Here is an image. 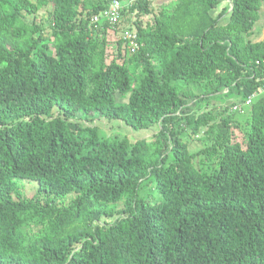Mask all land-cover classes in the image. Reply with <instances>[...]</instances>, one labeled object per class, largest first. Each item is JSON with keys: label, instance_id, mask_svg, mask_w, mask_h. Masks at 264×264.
I'll return each mask as SVG.
<instances>
[{"label": "trees", "instance_id": "obj_1", "mask_svg": "<svg viewBox=\"0 0 264 264\" xmlns=\"http://www.w3.org/2000/svg\"><path fill=\"white\" fill-rule=\"evenodd\" d=\"M113 1L0 0V264H264V95L241 137L226 108L195 113L260 91L263 0H134L112 24ZM46 5L50 31L26 19ZM126 12L135 43L107 62ZM96 118L157 131L104 138Z\"/></svg>", "mask_w": 264, "mask_h": 264}, {"label": "rangeland", "instance_id": "obj_2", "mask_svg": "<svg viewBox=\"0 0 264 264\" xmlns=\"http://www.w3.org/2000/svg\"><path fill=\"white\" fill-rule=\"evenodd\" d=\"M167 1L170 0H152V9L154 11H157L159 9V6L161 3H165ZM224 0L221 1V3ZM225 2V1H224ZM124 4H127V0H123ZM51 6L50 5H46L44 6L42 9L39 10V12L35 15L32 16H27V22H29V24L31 25L33 22L39 26L42 27L44 30L46 31H50L49 29V13L51 11ZM123 15H125V18L127 17L128 20H123L120 21V23L116 26V28L111 27L109 29V34H108V48H107V62H110L114 57H117V53H118V40L121 37H124L126 35V38H129L128 35L132 34L134 29V25H133V21L136 19L135 15L133 13L130 12H126ZM152 15L149 13L146 16H143L142 19L144 21V23L146 22V20L151 17ZM122 17V16H121ZM264 35V0L262 3V7L260 9V18L257 20V22L255 23V37H253L255 40L260 39L262 36ZM127 43L124 41L121 44V49L122 52H125L127 50ZM130 70L132 73V77L135 80H138L142 77L143 72L142 69L134 64H130ZM186 89H193L195 91V93H198L203 90L202 86H187ZM264 95V92L260 93V91L258 92V94L256 95V97L254 98L255 100L259 98V96ZM236 96H228V97H221V98H214L213 100H211L209 103L206 102H198V107L195 109V113H199V112H203L207 109H216V108H226L225 114L232 116L233 117V123L235 122L236 124L240 125V129L234 128L235 132L239 134V136L241 137V135L243 133H246L248 131V126H249V114H250V108L249 105L247 106H243V109L239 110V111H234L233 110V106L234 104V100H236ZM127 100V95H119V93L116 96V101L118 104H123L125 103ZM93 125H97L99 128V132L100 135L104 138L107 137H112V138H119L122 139L124 137L129 138L130 141L134 142L139 138H143L145 137L146 139L151 140L152 139V134L157 131V127H152L149 130H141V131H134L129 129L127 126H125L122 123L119 122H112V121H108L105 118H96L94 120H92L91 122ZM181 127L183 129H185L184 133H183V137L188 139L190 142H192L193 145H197L195 147L191 146V149L193 150H198L202 147H204V145H206V143L208 144L210 142V137L208 138V141L203 140L202 139V135L203 131L202 130H206V127L202 128V132H199V135H201L200 140L196 143H193V139L190 138L189 136V129L186 128V125L184 122H182ZM215 157H210L209 160L207 162H204L205 166H208L209 164H211L212 160H215ZM21 181V183H23V188L24 190H26L27 192H30L32 190L36 189V181H31V182H25ZM70 199V197L68 198Z\"/></svg>", "mask_w": 264, "mask_h": 264}, {"label": "built area", "instance_id": "obj_3", "mask_svg": "<svg viewBox=\"0 0 264 264\" xmlns=\"http://www.w3.org/2000/svg\"><path fill=\"white\" fill-rule=\"evenodd\" d=\"M133 2H134V0H127V4H124L123 3V0H114L109 5V7L102 13V17L104 16V18H106L107 20H109L112 24H115V23H117L119 21V19L121 17V12H122L123 8L124 7H128ZM229 2H230V0H229ZM230 4H231V2H230ZM95 19H99V16H96ZM128 37L130 38L129 44L131 46L134 45L135 42L131 38H134L135 35H131L130 34V35H128ZM257 63L259 64L260 62L257 61ZM262 92H264V84L262 85V87L260 89V93H262ZM257 94L251 96L250 98L246 99L245 101H239V102H237L233 106V110L234 111H239V110L243 109V106L251 105L252 101L254 100V98L256 97Z\"/></svg>", "mask_w": 264, "mask_h": 264}, {"label": "crops", "instance_id": "obj_4", "mask_svg": "<svg viewBox=\"0 0 264 264\" xmlns=\"http://www.w3.org/2000/svg\"><path fill=\"white\" fill-rule=\"evenodd\" d=\"M221 1H222V0H221ZM224 1H225V2H224ZM224 1L220 4L219 9H221V8H223V7H226L227 5H230L229 0H224ZM253 37H255V28H254V33H253L251 39L254 40V41L264 40V35H263L260 39H257V40H255ZM247 107H248V106H247Z\"/></svg>", "mask_w": 264, "mask_h": 264}, {"label": "clouds", "instance_id": "obj_5", "mask_svg": "<svg viewBox=\"0 0 264 264\" xmlns=\"http://www.w3.org/2000/svg\"><path fill=\"white\" fill-rule=\"evenodd\" d=\"M257 94V93H256Z\"/></svg>", "mask_w": 264, "mask_h": 264}]
</instances>
